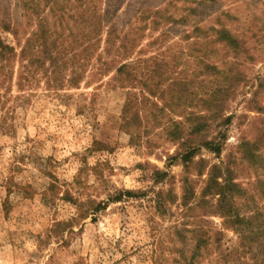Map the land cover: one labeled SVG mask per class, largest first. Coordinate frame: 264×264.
I'll use <instances>...</instances> for the list:
<instances>
[{
	"label": "rangeland",
	"instance_id": "rangeland-1",
	"mask_svg": "<svg viewBox=\"0 0 264 264\" xmlns=\"http://www.w3.org/2000/svg\"><path fill=\"white\" fill-rule=\"evenodd\" d=\"M83 1L90 10L116 9L119 29L168 5L169 24L145 29L134 54L167 64L152 73L166 99L148 98L140 70L133 92L141 127L130 142L120 121L128 92L108 78L81 83L66 100L43 81L34 88L16 134L0 137V264H224L220 255L229 252L227 264H264V0ZM0 13L17 19L16 0H0ZM190 114L205 126L190 137L200 148L185 169L169 161L182 149L166 129ZM156 170L165 181L154 183ZM210 180L242 193L226 192L220 203L216 189L204 193ZM119 193V202L108 201ZM96 204L106 206L93 214ZM226 210L249 221L259 214L238 230L222 218Z\"/></svg>",
	"mask_w": 264,
	"mask_h": 264
},
{
	"label": "trees",
	"instance_id": "trees-1",
	"mask_svg": "<svg viewBox=\"0 0 264 264\" xmlns=\"http://www.w3.org/2000/svg\"><path fill=\"white\" fill-rule=\"evenodd\" d=\"M16 2L20 9L17 19L0 13V33L9 34L16 41L13 47L5 43L0 36V113L5 109L2 116L0 115V137L6 134L12 137L16 134L23 107L30 103L33 89L38 88L42 81L46 85L47 93L60 100H66L70 98L67 92L79 89L81 83H84L85 87H90L101 84L108 78L114 88L128 92L120 121L122 132L132 142L138 136L136 134L141 127L138 113L141 102L133 92L140 85V74L144 72L146 76L143 85L149 91L148 98L157 96L161 100L166 99L165 92L157 93L158 86L153 82L155 77L161 78V75L154 76L152 73L155 68L165 71L167 64L156 58L143 60L135 56L140 53L136 48L145 29L155 31L162 22L169 24L168 5L165 9L156 8L148 14L140 13L139 16H135L136 23L140 25L144 22L143 26L127 22L126 28L119 29L116 9L101 12L90 10L84 6L83 0H16ZM135 52L137 54L134 56ZM140 70L143 72H139ZM13 89L15 94H12ZM148 98L143 97L141 101L149 103ZM8 100L11 101L10 108H6ZM152 105L156 106L153 102ZM200 119L204 118L190 114L184 122H171V127L166 129V140L170 143H179L182 149L169 159L171 164L180 162L187 169L193 163L200 147L193 148L190 145V137L197 135L205 126L195 124V120ZM6 120H9V124ZM201 146L210 151H219L210 143ZM247 155L249 152L246 150L244 157ZM167 176L166 172L156 170L152 180L158 184L165 181ZM210 182L213 184L205 185L204 193L216 189L221 198L220 203L227 202V193L230 191L242 193L237 184L222 185L212 180ZM123 196L137 198L146 196V193L135 195L125 191ZM162 196L160 191L154 193L153 203L157 210L164 209ZM120 199L119 193L115 197H110L108 201L119 202ZM105 206L96 204L91 211L95 214ZM81 207L83 208V204L80 203L78 209L81 210ZM258 214L254 212L249 221L238 215H231L230 211L226 210L222 218L233 221L236 229L241 230L240 226H249L251 220ZM61 225L57 224L58 227ZM261 227H257L258 232ZM246 238L241 236V242ZM208 239L201 243L206 246ZM213 245L218 249L222 248L217 239ZM222 255L223 253L220 255L222 261L227 264L231 252L226 256Z\"/></svg>",
	"mask_w": 264,
	"mask_h": 264
}]
</instances>
